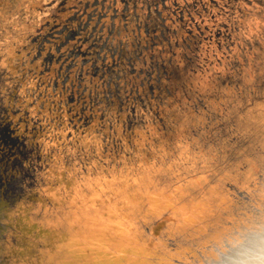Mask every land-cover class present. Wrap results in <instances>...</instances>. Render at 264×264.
I'll list each match as a JSON object with an SVG mask.
<instances>
[{
  "label": "rangeland",
  "instance_id": "rangeland-1",
  "mask_svg": "<svg viewBox=\"0 0 264 264\" xmlns=\"http://www.w3.org/2000/svg\"><path fill=\"white\" fill-rule=\"evenodd\" d=\"M36 6L41 7L33 3L27 11L25 6L23 16L15 19L13 14L2 15L0 39H7L8 45L13 43L20 51L27 42V31L34 30L26 26V19L35 16ZM132 6L138 20L128 24L118 20L117 26L127 30L116 37L112 63L107 64L110 71L106 76L98 72L102 78L97 76L89 86L92 106L84 115L92 120L83 127L84 138L75 133L70 138L76 139L75 145L82 142L85 149H91L90 134L97 128L107 133L111 126L119 135L131 127L136 128L134 139L139 142L129 147L132 155L120 172L108 176L93 177L91 170L83 174L75 166V172L68 168L64 174L70 180H61L58 174L55 184L48 169L51 182L45 194L57 211L52 212L42 200L43 206L30 207L39 211L37 218L31 212L27 217L24 210L29 194L42 182L39 171L31 184L24 178V191L17 180H6L10 193L7 211H19V219L29 227L18 228L33 244L40 239L42 246L30 255L18 245L13 254L8 230L9 238H0V246L8 244L0 248V264H191L194 256L212 255L211 248L224 249L225 236L209 234L203 228L198 231L205 226L186 222L184 216L189 212L165 214L158 208L161 200L151 208L145 205L148 198H156L144 183L148 176L154 180L164 176L158 183L166 187L169 175L167 187L179 199L182 182L185 185L194 177L197 189L193 193L199 206L211 200L246 212L247 217H241L234 228L227 226L221 233L254 226L264 218V0H132ZM41 16L35 18L40 27ZM137 24H141L139 35L132 33ZM133 39L140 41L138 46L131 45ZM122 42L130 43L127 49H120ZM12 53L13 49L3 51L0 67L12 69ZM20 92L27 94L25 88ZM54 97V102L41 98L32 106L25 97L21 101L29 115L40 118L46 127L34 138L45 150L63 147L71 115L74 123L82 124L76 120L82 114L76 113L79 103L68 112L67 97ZM83 97L88 104L87 96ZM60 103L61 114L57 111ZM48 118L55 122L47 125ZM61 119L65 122L58 125L56 121ZM23 150L15 151L26 165L38 169L32 155L27 158ZM4 159L6 156L1 161ZM18 165L16 160L8 168ZM227 182L235 185L230 188L232 195ZM193 264L203 263L196 260Z\"/></svg>",
  "mask_w": 264,
  "mask_h": 264
},
{
  "label": "water",
  "instance_id": "water-1",
  "mask_svg": "<svg viewBox=\"0 0 264 264\" xmlns=\"http://www.w3.org/2000/svg\"><path fill=\"white\" fill-rule=\"evenodd\" d=\"M5 69V67H2V71H0V238L5 237L8 239L9 235L7 234V231L11 230L13 246H11L10 248L12 253L14 254L15 246L21 245L24 248V252L33 255L32 252L35 253L36 248L38 246H42V241L40 239H35L36 241L33 244L34 240H32L31 237L22 234V230L18 228L23 224V226L27 229L29 227H27L28 224L24 223V220L19 219V211H17V214L16 210H14V212L7 211V209L9 208L7 199L10 197L7 182L9 183L11 181L17 180L19 182V187L24 191L25 186L22 183L24 178H28L29 183L31 184L36 179L34 177L38 174L39 171L40 176L42 178V182L39 184V186H36V188H34V190L29 194V202L26 204L28 209L24 210L26 211L27 217H30L29 213L31 212L33 215H35V218H37L39 211L34 212V210L30 209V207L33 206V204H36V207L37 205L43 206L39 203L42 200H45L47 202V204L50 206L49 208L52 209V212L57 211V208H55V206L53 205L54 203H52L51 199H49L45 194V191L48 188V184H50L49 182H51V178L47 176L48 169H51L52 171V178H54L55 184H58L59 182V180H57V178H59L57 176L58 174L62 176L61 180H70L71 178L69 179V177H64V174L68 170V168H72V170H74L75 172V166L79 168L80 172L82 171L83 174H88L89 170H91V173L94 175L93 177L98 175L108 176V174L113 173L115 171L120 172V166H122L124 162H126V159H130L129 157L132 155L130 148H134V146L139 142V140L134 139V130L136 128L131 129V127H129L126 130L122 129L121 134L117 135V130L113 129L110 126V131L107 133L104 132L102 128H97L92 135L90 134V136L92 137L91 139L93 140L91 149H85V146L84 144H82V142L78 143V146L75 145L76 143L74 142H76V139H74L75 141L73 142L72 138L70 137H74L75 134H77L79 135L78 137L84 138L83 136L85 130L83 127L89 125V122H91L92 120V116L87 117L84 115V106H82L81 109H79V111H81L82 113L81 117L79 119H76L82 124L79 125V123H74V118L72 115L66 121V123L68 124L67 127L69 128V131L67 133V140L62 143L63 147L61 149L51 147L49 150H45L44 145L40 144L38 141H34L36 133L32 132V128H28V121L27 123H25V127H23V125L21 124V121H26V118L28 119V116L32 117L35 121H41V119L34 116H30V111L25 108H21V101H25L26 94L22 96L19 89L20 85L18 84V82L14 83L12 80L13 78L11 79V76H9V78L5 77ZM10 81H12L13 83L9 84ZM14 88L18 90L14 91ZM44 95L45 94H42L41 96ZM34 97L37 98L34 101L38 100V95H34ZM75 101L76 100L73 94L72 96H67L64 104L69 107L68 112L74 106ZM77 103L79 102L77 101ZM29 106H32V103H30V101ZM61 106H63V103H60L59 114L62 113L60 109ZM41 107L43 108V105ZM21 111L23 114L21 113ZM17 112H19L17 116L18 118L17 120H14V117L16 116ZM24 117L26 118L23 119ZM48 119L49 120L47 121V125H50L55 122L54 118ZM130 121L128 122L129 126ZM62 122L64 123L65 121L63 119H61L60 121H56L58 125H61ZM40 126L42 127V129L46 128L42 125ZM94 139H96L95 142ZM38 147H40V150H38ZM69 147H72V149L74 150H68L67 148ZM18 149H25L23 150V153L27 154V158H30V156L32 155L33 159H35L36 162L35 165L38 164L37 167L39 170L33 169L32 167L26 165L21 155L15 151ZM3 156H6V159L1 161ZM16 160L19 162L18 167L12 169L8 168V165L14 163ZM77 160L78 162H76ZM148 177L150 181H146L144 179V183L145 185H150L149 188L153 192L154 196H156V198H148L147 200H145V205L151 208V206L154 205L155 202L161 200L160 205H157L160 211L162 210L165 214L167 212H172L171 214H177L182 210H185L189 212L184 216L186 222L189 223L190 221V223L197 227L199 225H204L205 227H207H198V231L202 230L203 228L206 229L209 234L217 233L225 236V250L223 249L224 251H222L219 247H214L213 250L212 248L210 249L211 252L220 251V256L228 255L234 249V246L229 243V241L238 234H242L245 237V242L243 245H245L247 249H251V246L252 244H254L253 242L255 240L256 242L257 239L260 242L264 240V233L261 234V231L264 230V218H259L256 221V224L251 227H245L242 225L240 230H234V233L231 231L221 233L222 230L226 229L227 226V229L231 227L234 228V225L240 222L241 217H247L246 212L240 207L236 208L235 205H230L228 208H226L223 203L220 205L218 203H213L211 200L205 202L206 206H199V201L194 198L193 193L194 190L197 189V186L194 183V181L196 182L197 180H195L194 177L190 178L189 183H185V185V181L182 182V191L180 192V199L177 197V195H174L172 193V190L169 191V182H171L169 175L167 176L168 179L165 178V180H167L165 183L166 187L162 183H158L163 180L164 176L161 175L155 177V180L151 176ZM6 180L7 182L6 184H4ZM190 184L192 186H190ZM226 185L228 187L229 192L231 193L230 195H232V192L230 190L235 188V185L233 183L231 184L228 182ZM216 195L218 196L219 194ZM234 197V201L239 204V201L236 200V194H234ZM219 201L220 200H215V202ZM189 206L193 208L191 209L189 208ZM153 211L156 210L154 209ZM240 211L242 212V214H240ZM3 216L9 219H13L6 220L3 219ZM230 216H233L232 220L229 219ZM33 220L37 222V220ZM212 221H216L217 223L211 226L208 223H211ZM138 224L141 227L144 226V222L142 220H140ZM146 228L147 226L145 225V231L148 230ZM257 231L258 233H256ZM255 237L256 239L253 241ZM4 246H8V244L5 243L0 246L1 250L4 249ZM241 248H243V246ZM259 250L260 253L258 252V254L263 256L264 249H262V247L260 246ZM251 252H248V256H250ZM216 261L217 260H213L212 263L214 264ZM262 264H264V262Z\"/></svg>",
  "mask_w": 264,
  "mask_h": 264
},
{
  "label": "flooded vegetation",
  "instance_id": "flooded-vegetation-1",
  "mask_svg": "<svg viewBox=\"0 0 264 264\" xmlns=\"http://www.w3.org/2000/svg\"><path fill=\"white\" fill-rule=\"evenodd\" d=\"M24 3L27 11L31 10L33 3L40 4L41 7H34L32 13L35 16L31 15L26 19V26L34 30L27 31V42L21 46L20 51L17 45H8L7 39H0V56L5 49H13L10 57L12 69H5V77L11 76L14 83L18 82L20 90L25 88L26 100H30L32 105L41 98L54 102V95L67 97L73 94L75 103L78 101L80 104L79 109L82 106L84 110L91 109L89 86L97 78L98 72L106 76V72L110 71L107 64L112 63L116 37L121 31L127 30L124 26H117L118 20H127V24L134 19L138 20L133 10L135 6L130 7L132 0L131 3L130 0H0V17L7 14L15 15L14 19L17 15L23 16L26 9L23 7ZM39 14L44 17L41 27L35 23ZM140 27L141 24L134 26L132 33L137 32L139 35ZM142 31L147 33L145 27ZM139 42L133 39L131 45L138 46ZM118 45H121L120 49H127L130 43L122 42ZM101 75L98 77L102 78ZM41 93L45 95L41 96ZM33 94L38 95V100L34 101L37 98ZM82 94L87 96L88 104H85ZM18 114L19 112L16 116ZM27 121L28 128H32L33 133L41 130V122L29 116L26 121H21L23 127Z\"/></svg>",
  "mask_w": 264,
  "mask_h": 264
},
{
  "label": "bare ground",
  "instance_id": "bare-ground-1",
  "mask_svg": "<svg viewBox=\"0 0 264 264\" xmlns=\"http://www.w3.org/2000/svg\"><path fill=\"white\" fill-rule=\"evenodd\" d=\"M261 231V230H260ZM258 233V231L256 232ZM264 233V230L261 231V234ZM257 236V235H256ZM256 239V237L253 239V241ZM263 242V243H262ZM251 249H247L245 245L242 246H236L234 247L233 251L229 253L228 255L225 256H220V251H212V255H206V254H199L197 256H194L193 258L194 261L199 260L203 264H213V260H217L214 264H246V262H250V264H262L264 262V254L263 256L259 255L258 252L260 253V246L263 248L264 245V240L259 241L257 239L253 242ZM225 250V249H224ZM222 250V251H224ZM254 252L250 253V256H248V252ZM256 251V253H255ZM193 261V262H194ZM193 262L191 264H193Z\"/></svg>",
  "mask_w": 264,
  "mask_h": 264
},
{
  "label": "clouds",
  "instance_id": "clouds-1",
  "mask_svg": "<svg viewBox=\"0 0 264 264\" xmlns=\"http://www.w3.org/2000/svg\"><path fill=\"white\" fill-rule=\"evenodd\" d=\"M245 242V237L242 234H238L232 239H230L229 243H231L234 247L243 245ZM246 264H250V262H246Z\"/></svg>",
  "mask_w": 264,
  "mask_h": 264
}]
</instances>
